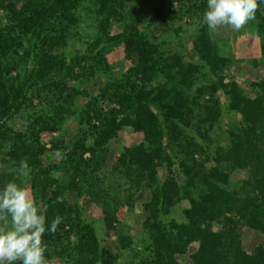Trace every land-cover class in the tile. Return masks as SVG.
I'll return each mask as SVG.
<instances>
[{
    "label": "trees",
    "instance_id": "16d2710c",
    "mask_svg": "<svg viewBox=\"0 0 264 264\" xmlns=\"http://www.w3.org/2000/svg\"><path fill=\"white\" fill-rule=\"evenodd\" d=\"M133 2L19 0L15 4L0 0V8L8 15L0 23V149H7L16 166L26 160L33 169L26 182L37 203L48 206L47 223L50 225L56 215L63 217L55 234L43 236L46 258L55 257L57 264H123L119 260L124 264L133 260L134 264H178L175 256L196 243V249L188 254L191 264H264V77L252 82L247 96L233 82L224 83L218 73L225 58L216 52L204 24L190 37V49L202 64L185 61L174 50H163L161 42L139 30L143 15L139 5L129 11ZM187 2L188 9L207 10V0ZM157 3L148 25L160 18L163 1ZM112 22L118 23L120 30L110 35ZM251 22L263 38L259 50L264 56V0H258ZM83 27L88 28L85 36ZM68 40L78 42L82 50L66 58L56 50ZM117 45L129 66L101 83L111 71L105 55ZM200 65L206 66L213 80L200 73ZM94 76L101 78L99 94L74 109L78 122L86 128L79 130L70 145L63 146L67 149L65 160L59 165L43 164L41 156L47 148L40 144V134L58 129L62 115L71 111L72 99L88 97L79 87L94 84ZM66 79L76 81L78 87ZM217 90L227 98L228 111L237 121L227 125L228 144L217 146L205 166L193 158L202 152L200 145L175 142L179 131L174 121H182L190 92L213 97ZM33 98L40 104H32ZM98 99L108 102L106 110ZM202 108L203 123L210 126L217 121L216 100ZM16 117L25 121L19 128L14 126ZM122 127L141 135L140 141L122 145L116 160L124 185L131 183L128 189H148L149 197L142 203L147 215L138 225L147 242L131 248L133 238L126 236L118 247L107 249L79 208L69 205L65 192L85 191L101 205L103 221L112 224V212L127 201L118 191L109 197L106 189L99 188L105 179L98 173L108 141ZM85 152L88 157L83 156ZM173 164L180 178L175 177ZM160 166L166 173L158 182ZM60 169L65 175L62 181ZM233 174L241 177L233 180ZM10 177L0 173V190ZM182 200L187 206L181 210V222L160 218ZM109 204L114 206L111 214ZM241 226L260 234V242L250 253L241 249ZM126 249L131 254L128 260L121 257Z\"/></svg>",
    "mask_w": 264,
    "mask_h": 264
},
{
    "label": "rangeland",
    "instance_id": "374dc122",
    "mask_svg": "<svg viewBox=\"0 0 264 264\" xmlns=\"http://www.w3.org/2000/svg\"><path fill=\"white\" fill-rule=\"evenodd\" d=\"M15 4H18L19 0H12ZM160 18L154 22V24L148 25V20L152 17V9L158 5L157 0H134L133 4L129 7V11L136 10L138 5L140 6V12L143 17L141 24L138 27L139 30L144 31L148 36H153L159 42H161V48L163 50H174L179 52L183 56V60L192 61L197 64L202 62L193 55L190 49V37L193 32L197 30L202 24L203 13L195 10L194 8L188 9L190 3L187 0H162ZM140 2H143L140 4ZM8 18V15L0 8V23H4ZM207 33L213 45L216 48V52L220 56L225 58L224 65L221 66L219 76L224 83L233 82L243 95L251 94L252 82L260 80L264 77V56L259 50V44L263 38L258 32L254 23L249 22L244 29L240 31H234L228 27H222L217 31H211L206 25ZM88 28L83 27L82 34L87 33ZM120 30V26L116 22L109 24L108 33L114 34ZM82 46L75 41L68 40L66 45L62 48H58L56 52L62 53L66 58L72 56L76 52H80ZM106 61L111 67L109 74L103 76V80L99 76H94V84L85 83L80 86L79 89L85 90L88 97L82 99L76 97L69 102L72 104L71 111L64 113L60 125L57 130L52 132L44 131L40 134L39 142L45 148L46 152L41 156L43 164H57L59 165L62 160H65V152L67 149H62L63 146H68L73 141L75 136L79 133V130H84L86 125L80 124L75 117V112H78V108L82 102H86L90 96H96L99 94V84L112 80V76L115 74H122L126 71L129 63L124 60L122 55V49L120 45L113 46L105 55ZM200 73L204 74L209 79H214L208 72L206 66H199ZM112 74V75H111ZM67 80V79H66ZM68 84L77 86L79 84L76 81L67 80ZM213 97H208L207 93L195 96L193 92L189 94V100L182 111V121H174L176 123L175 130L179 133L176 136L175 142L179 143H192L201 146V153L194 154V159L198 162H203L205 166L208 164V158L213 151L219 147H225L228 144V138L226 135L227 125L232 120L237 121L234 118V114L228 111L227 98L224 96L221 90H217ZM216 100V106L219 110V116L216 122H213L210 126L207 123H203V105ZM59 103V99L55 100ZM98 103L106 110L109 106L108 102L98 99ZM32 104H40L39 100L33 98ZM39 106V105H38ZM77 109V110H74ZM23 114V111H22ZM24 119L16 117L15 128H19ZM205 136V139L203 137ZM207 138V139H206ZM141 140V135L132 131L129 127H122L117 135L110 139L107 143V155L104 164L99 171V176L105 179L103 183H99V188L106 191L109 197H112L111 192L118 191V195L124 201H127L125 205H121L112 212L114 213V221L109 226L103 221L101 205L95 203L93 199L85 191H81L80 194H75L73 191L65 192V199L69 202V205H76L81 211L82 217L91 223L94 228L95 235L99 240V243L107 248L114 249L120 244V240L123 237L129 236L133 238L132 247L143 246L146 244L145 232L138 229V225L147 215L142 209V203L147 201L149 197L148 189L134 190L133 187L128 189L130 182L124 185L125 178L120 175V166L117 163V156L120 153L122 145H126L129 142H138ZM178 151L177 146L174 148ZM7 149H0V173L8 174L11 177L7 179L3 187L8 182H16L21 186H27L26 180L20 177L16 169V163L9 159L7 155ZM84 157H88V153L85 152ZM207 161V162H206ZM115 168V169H114ZM172 171L176 178H180L176 164L172 165ZM166 171L164 166L157 168L158 182L164 177ZM60 174L59 180L65 179L63 170L58 171ZM241 177L240 174H233L232 179L236 180ZM124 179V180H123ZM119 186L118 189L116 187ZM106 189V190H105ZM107 200V199H106ZM128 204H131L129 207ZM108 213L111 214L113 204H109ZM187 206L186 201L182 200L168 209L166 215H162L160 218L164 221L174 220L176 222L182 221L181 210ZM240 234V246L243 251L250 253L255 245L260 242V234L249 229L246 226H241L239 229ZM139 239H142L140 242ZM134 240L137 243L134 244ZM137 244V245H136ZM196 243H191L186 252L182 255L175 256L178 264H191L188 254L196 249ZM129 250L121 251L122 258L130 257ZM129 259V258H128ZM127 259V260H128ZM126 260V261H127ZM133 260L131 263L134 264ZM123 263L122 260H119ZM57 264V263H56Z\"/></svg>",
    "mask_w": 264,
    "mask_h": 264
},
{
    "label": "clouds",
    "instance_id": "9594fccd",
    "mask_svg": "<svg viewBox=\"0 0 264 264\" xmlns=\"http://www.w3.org/2000/svg\"><path fill=\"white\" fill-rule=\"evenodd\" d=\"M257 10L258 0H207L202 24L211 31L222 27L240 31L255 19ZM16 172L30 180L33 169L21 160ZM47 208L37 203L27 186L8 182L0 190V264H56L55 257L46 258L43 236L55 234L63 217L56 215L49 225Z\"/></svg>",
    "mask_w": 264,
    "mask_h": 264
}]
</instances>
